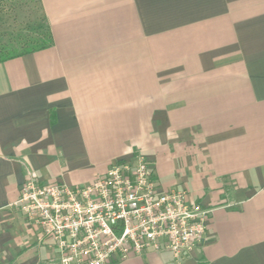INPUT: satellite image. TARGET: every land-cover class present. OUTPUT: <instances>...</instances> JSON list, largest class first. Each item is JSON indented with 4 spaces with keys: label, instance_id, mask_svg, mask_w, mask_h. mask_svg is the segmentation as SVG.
Returning <instances> with one entry per match:
<instances>
[{
    "label": "crops",
    "instance_id": "1",
    "mask_svg": "<svg viewBox=\"0 0 264 264\" xmlns=\"http://www.w3.org/2000/svg\"><path fill=\"white\" fill-rule=\"evenodd\" d=\"M53 45L0 63V264H58L15 206L136 153L211 210L182 264H264V0H41ZM113 264H177L148 250Z\"/></svg>",
    "mask_w": 264,
    "mask_h": 264
},
{
    "label": "built area",
    "instance_id": "2",
    "mask_svg": "<svg viewBox=\"0 0 264 264\" xmlns=\"http://www.w3.org/2000/svg\"><path fill=\"white\" fill-rule=\"evenodd\" d=\"M15 206L53 242L58 264H113L148 250L169 251L182 264L206 243L211 214L187 191L163 190L139 153L88 185L39 183L29 175Z\"/></svg>",
    "mask_w": 264,
    "mask_h": 264
},
{
    "label": "rangeland",
    "instance_id": "3",
    "mask_svg": "<svg viewBox=\"0 0 264 264\" xmlns=\"http://www.w3.org/2000/svg\"><path fill=\"white\" fill-rule=\"evenodd\" d=\"M41 5L37 0H0V43H10L18 33L32 27L45 26Z\"/></svg>",
    "mask_w": 264,
    "mask_h": 264
},
{
    "label": "trees",
    "instance_id": "4",
    "mask_svg": "<svg viewBox=\"0 0 264 264\" xmlns=\"http://www.w3.org/2000/svg\"><path fill=\"white\" fill-rule=\"evenodd\" d=\"M37 1L43 11L41 0ZM43 15L45 26H34L29 32L18 33L13 36L10 43H0V63L48 49L53 45L51 29L44 11Z\"/></svg>",
    "mask_w": 264,
    "mask_h": 264
}]
</instances>
